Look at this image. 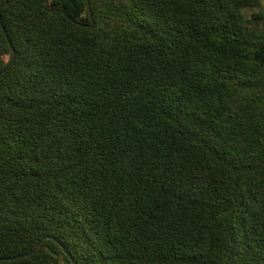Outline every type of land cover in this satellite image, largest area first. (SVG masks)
<instances>
[{
	"label": "trees",
	"instance_id": "trees-1",
	"mask_svg": "<svg viewBox=\"0 0 264 264\" xmlns=\"http://www.w3.org/2000/svg\"><path fill=\"white\" fill-rule=\"evenodd\" d=\"M0 72V264H264L262 0H0Z\"/></svg>",
	"mask_w": 264,
	"mask_h": 264
},
{
	"label": "water",
	"instance_id": "water-1",
	"mask_svg": "<svg viewBox=\"0 0 264 264\" xmlns=\"http://www.w3.org/2000/svg\"><path fill=\"white\" fill-rule=\"evenodd\" d=\"M1 73V72H0ZM45 239H50V240H53L55 241V239L51 236H43L41 237L33 246V248L27 252V253H24V254H20V255H16V256H13V257H10V258H0V261L1 260H9V259H19V258H22V257H27L31 254L34 253V251L37 249V247L45 240ZM60 245V244H59ZM61 246V245H60ZM63 249V248H62ZM63 252L66 254V256L69 258V260L72 262V264H75L74 261L72 260V258L70 257V255L67 253V251H65L63 249Z\"/></svg>",
	"mask_w": 264,
	"mask_h": 264
},
{
	"label": "rangeland",
	"instance_id": "rangeland-1",
	"mask_svg": "<svg viewBox=\"0 0 264 264\" xmlns=\"http://www.w3.org/2000/svg\"><path fill=\"white\" fill-rule=\"evenodd\" d=\"M262 4H264V0H262Z\"/></svg>",
	"mask_w": 264,
	"mask_h": 264
}]
</instances>
